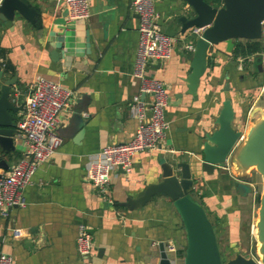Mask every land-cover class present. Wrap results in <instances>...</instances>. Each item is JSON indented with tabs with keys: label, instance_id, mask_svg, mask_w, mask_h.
Segmentation results:
<instances>
[{
	"label": "crops",
	"instance_id": "0c3cea01",
	"mask_svg": "<svg viewBox=\"0 0 264 264\" xmlns=\"http://www.w3.org/2000/svg\"><path fill=\"white\" fill-rule=\"evenodd\" d=\"M28 3L34 9L32 21L16 15L9 26L0 21V47L11 66L0 67L1 78L15 74L10 95L18 90L14 103L20 108L11 112L14 120L23 113L25 94L37 76L59 83L71 95L55 125L61 141L22 188L24 204L0 208V251L10 254L14 264H73L78 259L76 226L83 222L92 235L91 259L96 264H151L158 241L172 243L174 250L167 254L180 261L184 231L169 198L153 197L133 210L112 203L136 196L145 184L157 181L159 162L168 152L198 157L201 127H216L213 119L224 97L231 100L233 124L244 133L264 103L259 57L249 55L242 62L224 50L223 42L209 46L196 93L188 94L184 77L190 70L192 48L187 44L192 41L178 30L181 0H152L160 29L176 37L169 58L145 67L148 76L165 85L168 126L158 149L132 156L128 173L110 171L112 202L107 203L90 184L86 168L104 145L127 140L137 124L128 109L131 95L138 91V79L131 75L136 14L130 0H88L84 20L69 19L63 0ZM23 154L17 137L14 151L2 155L7 167H0V173ZM226 166L204 172L192 165V192L214 225L217 244L222 238L231 253H244L256 218L255 176L249 170L237 175L229 162ZM138 227L144 236L135 233Z\"/></svg>",
	"mask_w": 264,
	"mask_h": 264
},
{
	"label": "water",
	"instance_id": "95a60500",
	"mask_svg": "<svg viewBox=\"0 0 264 264\" xmlns=\"http://www.w3.org/2000/svg\"><path fill=\"white\" fill-rule=\"evenodd\" d=\"M33 14L34 9L28 0H0V21L5 26L11 25L14 15L32 21ZM176 20L179 32L192 41L190 70L184 77L186 92L191 95H195L199 79L206 70L209 46L223 42L224 50L230 52L234 39L262 38L264 41V0H220L219 5L207 0H181ZM191 26H203V29L200 34L191 35L188 33ZM256 66L258 71L264 69V59ZM1 74L0 69V167L4 168L7 163L2 155L14 151L17 139L11 112L20 107L10 97L15 74L6 78H1ZM224 89H228L227 83ZM257 111L259 116L250 121L243 133L240 127L233 124L234 111L230 98L224 97L213 119L216 127H201L198 157L193 153L168 152L159 162L160 178L157 181L145 184L138 195L126 196L112 204L133 210L141 208L153 197L169 198L184 231L180 264H264V111L260 107ZM228 162L237 175L253 168L261 177L262 187L251 230L256 242L255 255L234 251L222 260L214 225L192 192L190 167L198 165L201 171L212 172L226 167ZM117 169L120 170L119 167ZM142 230L138 227L135 233L144 236ZM156 249V260L151 264H174L162 241L157 242Z\"/></svg>",
	"mask_w": 264,
	"mask_h": 264
},
{
	"label": "built area",
	"instance_id": "2783aa9c",
	"mask_svg": "<svg viewBox=\"0 0 264 264\" xmlns=\"http://www.w3.org/2000/svg\"><path fill=\"white\" fill-rule=\"evenodd\" d=\"M63 3L69 19L84 20L87 17L88 0H63ZM130 3L137 17L131 75L138 79V91L131 95L128 109L134 113L137 124L127 140L104 145L95 157L88 160L86 168L90 184L107 203L112 202L109 172L119 167L123 173H128L132 156L138 151L158 149L159 139L168 126L163 114L167 105L165 85L160 79L148 76L145 67L149 62L169 58L176 37L160 29L152 0H130ZM202 29L203 26H191L188 33L198 35ZM187 48L191 49L192 44H187ZM260 55L264 59V46ZM237 59L241 60L240 57ZM17 95L18 90L14 89L11 100L15 101ZM70 95L69 89L42 76L30 82L24 97V111L14 120L15 136L22 140L24 154L8 171L0 173V208L24 204L22 188L29 182L37 164L46 159L61 141L55 125L58 113L67 106ZM164 248L166 252L174 250L172 243L165 244ZM75 250L78 259L73 264H96L91 259L92 235L83 222L76 226ZM0 264H14L12 256L0 251Z\"/></svg>",
	"mask_w": 264,
	"mask_h": 264
},
{
	"label": "trees",
	"instance_id": "16d2710c",
	"mask_svg": "<svg viewBox=\"0 0 264 264\" xmlns=\"http://www.w3.org/2000/svg\"><path fill=\"white\" fill-rule=\"evenodd\" d=\"M212 4L219 5L220 0H207ZM264 46V41L262 38L258 39H234L233 47L230 51V54L233 58L240 57L242 62H247V57L249 55H255L256 57L260 56V51ZM5 48L0 47V67L6 70L11 69V66L7 64V60L4 59ZM256 202L258 201V194L255 195ZM221 253V252H220ZM221 255V254H220Z\"/></svg>",
	"mask_w": 264,
	"mask_h": 264
},
{
	"label": "rangeland",
	"instance_id": "374dc122",
	"mask_svg": "<svg viewBox=\"0 0 264 264\" xmlns=\"http://www.w3.org/2000/svg\"><path fill=\"white\" fill-rule=\"evenodd\" d=\"M259 59L262 60V56L260 55L259 56ZM263 70V69H262ZM262 105V111H264V103H261ZM260 114V112H255L253 114V117L250 118V121H253L256 117H258ZM254 176H255V183L253 182V185H254V188H255V194H259V191L261 190V177L260 175L253 169L251 168L249 170ZM112 178V175H111V172L109 174V179ZM257 207V205H256ZM181 223V222H180ZM252 230V229H251ZM252 235V233H251ZM218 247H219V250H220V254H221V258L222 260H224L227 256H229L231 253L230 249L227 247V245L224 243L223 239L221 238L220 240H218ZM244 253L243 254H252V255H255V250H256V242L253 238V236H250V239L247 243V248L246 249H243ZM173 262L174 264H180L181 263V260L179 261V259H173Z\"/></svg>",
	"mask_w": 264,
	"mask_h": 264
}]
</instances>
